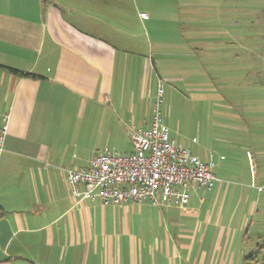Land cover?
<instances>
[{"label": "crops", "instance_id": "0c3cea01", "mask_svg": "<svg viewBox=\"0 0 264 264\" xmlns=\"http://www.w3.org/2000/svg\"><path fill=\"white\" fill-rule=\"evenodd\" d=\"M156 6L0 0V123L9 121L0 155V264H235L253 241L259 201L238 186H219L215 195L216 184L193 185L180 208L105 205L75 196L68 185L66 170L88 168L100 152L129 149L122 143L132 131L152 125L166 62L184 68L152 34ZM214 42H193L205 46L189 56ZM191 151L216 167L213 151Z\"/></svg>", "mask_w": 264, "mask_h": 264}, {"label": "rangeland", "instance_id": "374dc122", "mask_svg": "<svg viewBox=\"0 0 264 264\" xmlns=\"http://www.w3.org/2000/svg\"><path fill=\"white\" fill-rule=\"evenodd\" d=\"M149 1L160 14L152 22L153 36L168 43L163 46L168 58L185 64L177 69V62H166L168 76L159 84L164 94L158 92L155 102L162 99L159 109L171 139L203 155L214 152L215 195L219 186L222 191L238 186L259 201L260 221L250 228L252 244L243 246L235 262L244 264L243 256L259 242L255 235L264 238V0ZM207 39L215 41L208 52L189 56ZM126 143L128 150L120 147L115 153L133 154L132 140Z\"/></svg>", "mask_w": 264, "mask_h": 264}, {"label": "built area", "instance_id": "2783aa9c", "mask_svg": "<svg viewBox=\"0 0 264 264\" xmlns=\"http://www.w3.org/2000/svg\"><path fill=\"white\" fill-rule=\"evenodd\" d=\"M141 17L147 15L143 13ZM158 92L160 97L164 94L162 86ZM161 102L160 98L155 105L152 125L132 131L133 154L104 151L93 156L88 168L66 170L68 185L75 196L99 198L105 205L150 202L159 207L185 208L191 186L207 189L214 186V162H202L190 149L171 139L159 109ZM8 133L9 121L4 117L0 123V155ZM80 185L85 186L84 193Z\"/></svg>", "mask_w": 264, "mask_h": 264}, {"label": "trees", "instance_id": "16d2710c", "mask_svg": "<svg viewBox=\"0 0 264 264\" xmlns=\"http://www.w3.org/2000/svg\"><path fill=\"white\" fill-rule=\"evenodd\" d=\"M12 71L19 73L15 70ZM20 75H22V73H20ZM244 264H264V238H260L256 247L252 249L248 255H246L244 258Z\"/></svg>", "mask_w": 264, "mask_h": 264}]
</instances>
